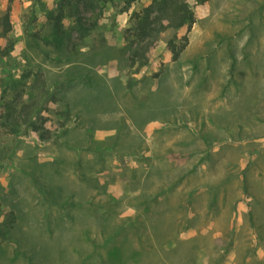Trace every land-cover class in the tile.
<instances>
[{"label": "rangeland", "instance_id": "obj_1", "mask_svg": "<svg viewBox=\"0 0 264 264\" xmlns=\"http://www.w3.org/2000/svg\"><path fill=\"white\" fill-rule=\"evenodd\" d=\"M186 1L191 29L162 33L133 72L110 3L65 17L54 42L38 7L0 0V106L42 94L0 135V222L15 221L0 264H264V0Z\"/></svg>", "mask_w": 264, "mask_h": 264}, {"label": "trees", "instance_id": "obj_2", "mask_svg": "<svg viewBox=\"0 0 264 264\" xmlns=\"http://www.w3.org/2000/svg\"><path fill=\"white\" fill-rule=\"evenodd\" d=\"M13 1L15 0H7L8 4ZM27 1L30 2L31 10L34 7H38L40 11L45 13L46 19L52 25V35L56 36L54 42L58 39L62 40L63 35L66 36L62 23L65 17L74 18L76 24H79L80 26V8H93L94 4L97 2V0H60L55 10L49 11L43 4L42 0ZM98 1H102L104 5L106 3H110L113 10L118 9L119 12L127 13L129 24L127 32H129L131 36L127 63L128 69H133V72H137L139 69L146 67L149 64L147 54L152 48H154L162 33L168 30L176 32L182 29H184L187 33L194 24L192 6L186 0H149L148 3L143 5L139 4L138 0ZM208 1L209 0H194V3L198 6ZM9 12L10 9L8 7L6 8L4 14L0 17V35L2 37L7 36L12 30ZM28 29L31 32L32 25H28ZM27 36V41L33 44L36 43V40L39 38L35 33L32 34V32L28 33ZM45 38L47 39L48 37ZM41 40H43V38ZM187 42V34H184L179 39L174 35L166 42V49L171 55V61L176 62L179 59L181 53L187 45ZM66 50H68V48ZM40 97L42 99V94L37 96V100H35V102H30L27 107H24L23 109H16L12 102L1 105L0 135H3V131L5 132L6 130L11 133H15V130L18 129L17 118L19 116L27 118L33 108L37 106V102H40ZM69 116L70 112H67L65 114V122L68 120ZM26 118L24 120H26ZM28 124L31 131L38 134L37 136L41 143L56 141L57 137L60 136L59 134L52 135L50 131L46 130L42 126H37L33 123ZM63 125L61 127V133L66 131V127ZM7 127H10V129H6ZM162 192L163 191H161V193ZM47 196L48 191H45L44 197ZM163 197L165 199L166 195ZM64 206H66L65 203L61 205V208ZM14 222L13 213L9 212L4 215L3 220L0 222V242L8 240Z\"/></svg>", "mask_w": 264, "mask_h": 264}]
</instances>
